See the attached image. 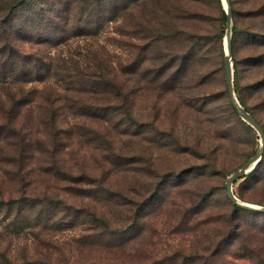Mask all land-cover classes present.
Instances as JSON below:
<instances>
[{
  "label": "rangeland",
  "instance_id": "rangeland-1",
  "mask_svg": "<svg viewBox=\"0 0 264 264\" xmlns=\"http://www.w3.org/2000/svg\"><path fill=\"white\" fill-rule=\"evenodd\" d=\"M241 1L229 0L232 88L244 111L260 122L264 135V94L245 93L246 106H243L235 87L234 59L244 53L238 45L239 50L232 54V42L242 36L234 35L237 19L240 25L243 23L238 17L245 8ZM72 6L71 19H103L99 30L93 31L91 37L79 28L66 44L56 50L52 48L50 53L58 55L68 50L87 55V50L102 47L112 63V72L117 75L116 85L121 94L114 110L105 116L106 124L79 116L87 112L78 105L71 109L67 105L58 113V127L64 133V140L58 152L60 165L49 174L35 172L19 182L13 180L15 167L3 166L9 171L0 187L5 199L9 193L19 198L27 190L24 198L49 195L54 205L63 201L77 211L62 206L48 211L47 206H36L31 218L42 211L41 219L53 214L52 219L8 235L10 220L3 218L6 208H0V252L16 257L19 262L26 246L31 251L34 249L33 234L38 233L41 245L37 251L46 254L50 245L52 249L47 254L51 256L46 259L52 263L107 264L119 257L122 264H181L179 253L192 240L191 233L198 238L209 236L211 247L217 235L226 231L219 226L222 219L228 220L226 181L254 158L260 147L259 131L234 115L230 108L225 81L227 3L225 0H117L116 3L106 0L98 12L90 9L95 5L85 7L72 2ZM244 70H240L243 81L254 82L255 69ZM32 85L42 87L39 83L27 87ZM101 95L104 99L99 100L100 104L112 97L103 91ZM124 105L131 107V118L124 113ZM34 142L33 147L38 151ZM34 164L31 159L26 168L34 169ZM256 176L264 180V162ZM243 177L233 183L235 197L264 207L237 196V193L244 197L251 195L252 183ZM159 187L160 192L144 211L138 231L121 233L132 238L128 245L133 247L130 257L123 258L122 248L110 251V246L88 247L85 236L94 234L90 230L93 222L86 215L87 205L98 213L110 212L122 217L125 206H114L112 202L145 205ZM110 197L112 200H108ZM252 212L240 213L243 239L225 242L215 259H193L182 264L264 263V215L256 214L264 212ZM246 246H252L259 258H235L236 254L246 253ZM40 255L37 261L45 258Z\"/></svg>",
  "mask_w": 264,
  "mask_h": 264
},
{
  "label": "trees",
  "instance_id": "trees-1",
  "mask_svg": "<svg viewBox=\"0 0 264 264\" xmlns=\"http://www.w3.org/2000/svg\"><path fill=\"white\" fill-rule=\"evenodd\" d=\"M105 1L0 0V187L9 174L3 166L15 167L13 180L24 182L35 172L49 174L52 168L60 165L58 152L64 140V133L58 127L60 117L58 113L67 105L69 109L74 105L83 107L87 114L81 112L82 115L79 116L90 117L93 122L103 121L105 124L108 122L105 116L109 111L114 110L113 107L121 90L116 85L117 75L112 72V67L110 68L112 63L107 60V54L103 48L96 46L91 51L87 50L85 52L87 55L75 54L68 50L64 54L50 53L52 48L56 50L59 45L66 44L73 36V32L79 28H82L87 35L94 36L95 33L92 32L98 31V25L103 21L99 17L98 19H71L72 2H78L85 7L95 5V8L90 9L98 12L103 8ZM114 2L116 3L117 0ZM241 3L245 8L238 13V17L243 20V23L240 25L237 19L234 35L242 34V36L240 40L232 42V54L235 55L239 49L244 52L241 58L234 59V72L238 99L243 106H246L245 93L254 91L259 95L264 94V0H242ZM232 11L234 14V8ZM249 68L255 69L256 73V80L252 83L243 81L240 76L241 69H245L243 72H246ZM33 83H39L42 86L41 89H38L36 85L27 87ZM102 91L105 95L109 93L112 95V97H106L108 99L106 103L104 102L105 108L103 102L99 103L101 98L104 99L101 97ZM69 96L75 98L69 99ZM123 108L124 113L131 118V107L124 105ZM230 108L234 115H238L233 106ZM253 118L260 123L254 116ZM25 122L32 123L34 126L29 127ZM33 140H36L34 145L39 147L38 151L33 147ZM31 159L36 163L35 168L27 169L26 166ZM263 162L264 152L255 168L243 177L252 183L251 195L244 197L237 193L241 200L262 206H264L262 194L264 180H259L256 174ZM45 165H49L50 168H45ZM59 178H61L60 175ZM160 190L161 187L145 205L138 207L132 201L126 205L112 202L114 206H125L122 217L110 215V212L98 213L91 208L92 206L87 205L86 215L93 222L90 230L94 234L85 236L88 247L110 246V251L114 248H122L123 258L130 257L133 247L128 248V245L131 244L132 238L123 237L122 234L138 231L142 217L145 216L144 211ZM108 192L113 193L109 190ZM22 193L23 195L19 198L9 193L8 198L5 199V193L0 190V208H6L3 218L10 220L8 235L23 232L24 229L29 230L40 222L46 223L52 219V213L41 219L42 211H38L34 218H31L36 206H47L48 211L60 206L65 210L77 211L72 205L63 201L54 205L49 195L24 198L27 196V190ZM229 201L227 202L228 220L222 219L219 224L220 227L226 228V231L217 235L216 243L211 247L208 246L209 236L202 235L198 238L191 233L192 240L179 253L183 261L215 259L221 253L225 242L243 239V224L239 221L240 213L254 212L241 209ZM14 209L15 212L12 214ZM256 214L264 215L257 212ZM72 222L73 220L70 219V224ZM116 235L118 236L114 237ZM40 245L38 233H35L31 245L34 249L31 251L28 248L30 246H26L21 261H16L18 260L16 257L9 256L6 252H0V264H61L59 261L52 263L47 260L48 256H51L47 254L52 249L50 245H47L46 254L40 255L37 251ZM244 248L246 253L236 254L235 258L249 260H252V256L259 258L258 252L252 246ZM38 255L45 258L37 261ZM118 259L120 258L110 259L112 262L107 264H122L120 260L121 263L118 262ZM62 264L70 263L64 261ZM256 264H260L259 261Z\"/></svg>",
  "mask_w": 264,
  "mask_h": 264
},
{
  "label": "water",
  "instance_id": "water-1",
  "mask_svg": "<svg viewBox=\"0 0 264 264\" xmlns=\"http://www.w3.org/2000/svg\"><path fill=\"white\" fill-rule=\"evenodd\" d=\"M227 3V31H226V39H225V45H226V59H225V81L228 88L229 98L231 101L232 106L234 107L236 113L239 115L240 118H242L245 122H247L249 125L255 127L259 131L260 135V147L258 150L257 155L252 158L250 161H248L246 164H244L242 167L235 170L227 179L226 181V191L229 200L236 205L237 207L248 210V211H258V212H264V207L259 206H253L248 203L242 202L238 200L234 193H233V183L234 181L241 179L244 175H246L248 172H250L261 160L263 152H264V135L258 125V123L255 121V119L249 115L244 109L240 106L238 103L233 88H232V55H231V29H232V21H231V7L229 0H225Z\"/></svg>",
  "mask_w": 264,
  "mask_h": 264
}]
</instances>
